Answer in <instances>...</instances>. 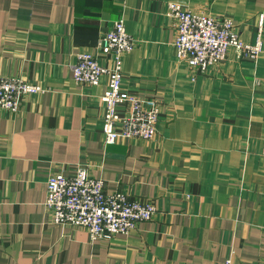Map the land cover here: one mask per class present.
<instances>
[{"label": "crops", "instance_id": "crops-1", "mask_svg": "<svg viewBox=\"0 0 264 264\" xmlns=\"http://www.w3.org/2000/svg\"><path fill=\"white\" fill-rule=\"evenodd\" d=\"M233 18L254 42L264 0H0V77L37 83L17 112L0 108V264H235L264 262V49L205 73L179 59L169 3ZM123 21L135 48L122 54L123 89L160 100L157 134L105 143L99 85L72 66ZM84 165L152 201L153 218L129 234L92 240L59 224L45 204L47 177Z\"/></svg>", "mask_w": 264, "mask_h": 264}, {"label": "built area", "instance_id": "built-area-1", "mask_svg": "<svg viewBox=\"0 0 264 264\" xmlns=\"http://www.w3.org/2000/svg\"><path fill=\"white\" fill-rule=\"evenodd\" d=\"M169 16L176 20L174 40L176 55L190 67L205 73L208 68L225 61L234 48L239 58L257 60L264 49L262 20L254 42H246L236 29L233 18L214 17L199 13L177 2L169 3ZM135 39L123 21H116L102 37L103 55L115 53L114 66L102 65L89 51L77 54L72 66L78 84L99 85L108 77L101 96L104 106L103 133L105 143L140 138L150 140L157 134L160 100L143 98L123 89L122 54L135 48ZM42 91L39 84L18 77H0V108L19 111L25 96ZM46 206L53 213V221L85 227L92 240L111 239L129 234L140 224L151 220L157 207L152 201L132 198L124 191H106L105 181L91 177L84 165L74 174L52 170L47 177ZM225 264H235L231 257ZM242 264H264L262 261Z\"/></svg>", "mask_w": 264, "mask_h": 264}]
</instances>
